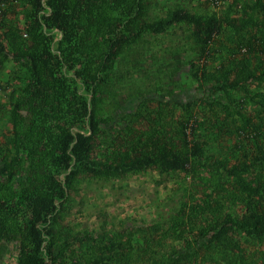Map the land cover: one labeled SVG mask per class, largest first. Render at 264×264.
Returning a JSON list of instances; mask_svg holds the SVG:
<instances>
[{"label": "trees", "instance_id": "obj_1", "mask_svg": "<svg viewBox=\"0 0 264 264\" xmlns=\"http://www.w3.org/2000/svg\"><path fill=\"white\" fill-rule=\"evenodd\" d=\"M205 1L215 10L178 5L151 20L154 0H6L22 16L11 22L7 6L0 24V74L14 66L0 82V246H14L15 264H264V0ZM179 25L189 47L162 91L113 92L144 60L134 47ZM186 64L203 95L181 102ZM154 170L191 179L174 214L66 223L81 179Z\"/></svg>", "mask_w": 264, "mask_h": 264}, {"label": "rangeland", "instance_id": "obj_2", "mask_svg": "<svg viewBox=\"0 0 264 264\" xmlns=\"http://www.w3.org/2000/svg\"><path fill=\"white\" fill-rule=\"evenodd\" d=\"M150 19L164 15L169 9L186 5L197 12L210 13L215 8L205 0H154ZM11 10V12H10ZM9 20L18 25L22 23L21 9L17 5L8 6ZM1 31V27H0ZM188 31L183 25L172 28L161 36H148L131 51L134 55L143 56L138 68L124 81L116 83L113 92L118 95L134 94L137 89L162 91V85L170 76L173 68V55L189 47L186 40ZM226 35H229L227 32ZM219 62H213V67ZM13 64L8 61L2 68L0 82L4 85L10 79ZM14 67V66H13ZM189 65H185L175 74V81L183 87L176 89L174 98L178 101L192 100L203 92L196 88L190 74ZM168 84V81H167ZM169 84H171L169 82ZM0 101L6 103L7 92L0 88ZM139 97L127 99L120 109L110 107L109 113L114 117L134 108ZM8 113L0 114V134L8 133ZM191 179L185 174L160 173L158 170L130 175L125 179L100 180L84 178L78 182L70 197L65 221L74 231H95L103 228H118L120 222L128 224H152L174 214L184 200L190 188ZM0 264H15V248L9 243L1 244Z\"/></svg>", "mask_w": 264, "mask_h": 264}, {"label": "built area", "instance_id": "obj_3", "mask_svg": "<svg viewBox=\"0 0 264 264\" xmlns=\"http://www.w3.org/2000/svg\"><path fill=\"white\" fill-rule=\"evenodd\" d=\"M8 3L6 0H0V24L2 20L3 12L7 9Z\"/></svg>", "mask_w": 264, "mask_h": 264}]
</instances>
